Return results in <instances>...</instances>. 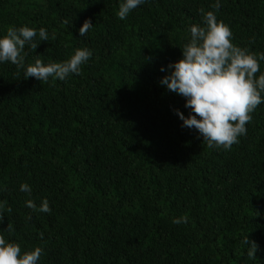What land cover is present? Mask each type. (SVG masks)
Segmentation results:
<instances>
[{
  "label": "trees",
  "instance_id": "1",
  "mask_svg": "<svg viewBox=\"0 0 264 264\" xmlns=\"http://www.w3.org/2000/svg\"><path fill=\"white\" fill-rule=\"evenodd\" d=\"M120 2L0 0V35L50 37L24 46L25 64L92 53L64 81L0 64V235L21 253L40 248L37 264H264V103L237 143L212 149L180 126L183 98L158 84L214 0H146L124 20ZM215 16L234 45L264 52V0H220Z\"/></svg>",
  "mask_w": 264,
  "mask_h": 264
},
{
  "label": "clouds",
  "instance_id": "2",
  "mask_svg": "<svg viewBox=\"0 0 264 264\" xmlns=\"http://www.w3.org/2000/svg\"><path fill=\"white\" fill-rule=\"evenodd\" d=\"M145 3L146 0H121L116 17L124 20L131 10ZM211 7L213 11L202 13L201 23L188 27L186 42L179 48L180 58L158 69L165 73L158 84L183 98L187 115L174 110L181 127L195 130L207 147L227 150L238 142V137L245 135L250 113L264 103V70L260 69L264 52L253 53L234 45L231 30L215 16L220 0H214ZM61 23L67 26L71 21L62 19ZM92 26L85 19L77 29L78 35L83 37ZM49 39L44 27H7L6 33L0 35V64L8 62L23 70L24 79L31 77L39 82H48L50 78L64 81L70 75H79L81 65L92 55L88 48L74 49L73 54L61 62L45 64L35 59L25 64L24 46L27 44L33 51L39 42ZM18 190L31 191L24 183ZM25 205L31 209L37 207L31 200L25 201ZM37 210L48 213V201L42 199ZM183 222L184 217L172 219L173 224ZM243 243L248 245L246 255L254 259L257 245L247 236ZM40 253L38 247L21 253L19 244L6 242L0 235V264H37Z\"/></svg>",
  "mask_w": 264,
  "mask_h": 264
}]
</instances>
